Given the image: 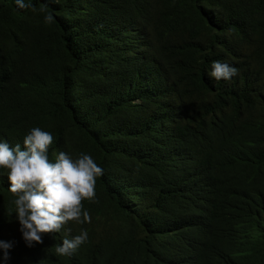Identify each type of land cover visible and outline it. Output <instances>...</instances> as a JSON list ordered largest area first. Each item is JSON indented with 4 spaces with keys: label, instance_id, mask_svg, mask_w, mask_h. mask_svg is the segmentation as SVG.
<instances>
[{
    "label": "trees",
    "instance_id": "obj_1",
    "mask_svg": "<svg viewBox=\"0 0 264 264\" xmlns=\"http://www.w3.org/2000/svg\"><path fill=\"white\" fill-rule=\"evenodd\" d=\"M31 3L0 0V141L39 127L51 160L104 174L91 223L30 248L0 169V264H264V0ZM213 61L238 75L215 80Z\"/></svg>",
    "mask_w": 264,
    "mask_h": 264
},
{
    "label": "clouds",
    "instance_id": "obj_2",
    "mask_svg": "<svg viewBox=\"0 0 264 264\" xmlns=\"http://www.w3.org/2000/svg\"><path fill=\"white\" fill-rule=\"evenodd\" d=\"M53 3L57 0H52ZM18 10L35 6L25 0H15ZM45 12V22L53 23L54 17L47 11V5L40 9ZM211 77L219 81L231 80L238 70L220 61H213ZM54 143L50 132L34 127L23 139V146H10L0 141V169L6 171L10 184L9 191L15 197L16 219L19 231L28 247L43 243L45 235L59 233L69 222L91 223V216L84 208V201L97 203L96 183L103 176V169L88 155L81 153L78 158L59 152L55 160L49 158V149ZM88 233L72 239L63 238L56 246L59 256H72L87 242ZM13 242L0 240L2 259H10Z\"/></svg>",
    "mask_w": 264,
    "mask_h": 264
}]
</instances>
